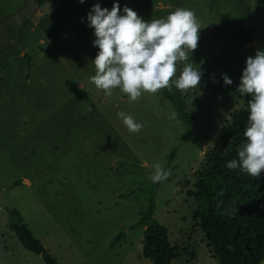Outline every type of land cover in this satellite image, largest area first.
Instances as JSON below:
<instances>
[{"label":"rangeland","instance_id":"374dc122","mask_svg":"<svg viewBox=\"0 0 264 264\" xmlns=\"http://www.w3.org/2000/svg\"><path fill=\"white\" fill-rule=\"evenodd\" d=\"M95 3L110 9L113 0H47L41 13L10 27L20 48L0 49V264H44L9 229L7 209L59 264H153L138 225L151 204L175 250L170 264H218L192 219L191 193L206 152L249 96L236 87L245 58L264 49V0H118L145 20L194 11L201 28L189 59L201 80L179 90L189 138L170 118L163 89L131 101L119 88L106 95L94 86L98 49L86 13ZM22 4L0 0V18ZM119 111L142 123L140 131L129 132ZM156 163L170 170L166 180L150 179Z\"/></svg>","mask_w":264,"mask_h":264},{"label":"clouds","instance_id":"9594fccd","mask_svg":"<svg viewBox=\"0 0 264 264\" xmlns=\"http://www.w3.org/2000/svg\"><path fill=\"white\" fill-rule=\"evenodd\" d=\"M83 3L84 0H78ZM122 13V14H121ZM86 23L93 31L92 45L98 49L92 59L94 75L90 77L94 86L106 95L119 88L131 101L142 92L157 93L160 89L186 91L197 88L201 70L193 67L189 56L196 49L201 28L193 10L176 8L166 17L145 20L127 7L121 8L113 0L111 8L91 5L86 13ZM184 63L177 76V62ZM236 91L243 96L249 94L247 103V125L243 135L245 141L237 149V159L226 162L228 169H239L253 177L264 171V49L244 61ZM175 77V78H174ZM224 85L232 79L221 74ZM117 116L129 132H139L142 123L123 111ZM173 111L170 118H175ZM150 179L153 182L166 180L170 170L154 164Z\"/></svg>","mask_w":264,"mask_h":264},{"label":"trees","instance_id":"16d2710c","mask_svg":"<svg viewBox=\"0 0 264 264\" xmlns=\"http://www.w3.org/2000/svg\"><path fill=\"white\" fill-rule=\"evenodd\" d=\"M46 1L36 3L41 7ZM162 97L185 124L189 138L192 122L181 92L173 85L171 91L162 90ZM249 99L247 96L243 107L230 116L224 136L206 152L191 193L196 203L192 219L204 233L207 247L218 264H264V171L255 178L238 168L226 167L227 161L238 158L237 149L245 141ZM153 209L151 204L138 223L145 227L142 253L153 264H170L175 259V250L169 244L167 230L153 219ZM6 211L9 229L20 245L40 256L44 264H59L33 235L21 214L15 209ZM123 235L120 233L116 240Z\"/></svg>","mask_w":264,"mask_h":264},{"label":"water","instance_id":"95a60500","mask_svg":"<svg viewBox=\"0 0 264 264\" xmlns=\"http://www.w3.org/2000/svg\"><path fill=\"white\" fill-rule=\"evenodd\" d=\"M38 11L36 0H23L17 11L0 18V47L16 46L14 40L8 35L12 25L20 26L24 19L32 17Z\"/></svg>","mask_w":264,"mask_h":264},{"label":"crops","instance_id":"0c3cea01","mask_svg":"<svg viewBox=\"0 0 264 264\" xmlns=\"http://www.w3.org/2000/svg\"><path fill=\"white\" fill-rule=\"evenodd\" d=\"M43 6H41V7H38V11H37V13H41L40 11V9L42 8ZM6 47H8V46H5V47H0V49H3V51L5 52V50L4 49H6ZM13 48H20V47H18V43H16V46H12ZM6 53V52H5ZM20 56H24V49L20 52Z\"/></svg>","mask_w":264,"mask_h":264}]
</instances>
